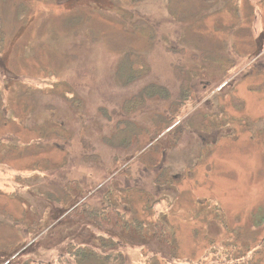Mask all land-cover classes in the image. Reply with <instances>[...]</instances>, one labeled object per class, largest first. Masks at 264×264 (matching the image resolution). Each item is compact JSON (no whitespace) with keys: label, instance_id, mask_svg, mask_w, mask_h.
Listing matches in <instances>:
<instances>
[{"label":"rangeland","instance_id":"374dc122","mask_svg":"<svg viewBox=\"0 0 264 264\" xmlns=\"http://www.w3.org/2000/svg\"><path fill=\"white\" fill-rule=\"evenodd\" d=\"M263 239L264 0H0V264H262Z\"/></svg>","mask_w":264,"mask_h":264},{"label":"trees","instance_id":"16d2710c","mask_svg":"<svg viewBox=\"0 0 264 264\" xmlns=\"http://www.w3.org/2000/svg\"><path fill=\"white\" fill-rule=\"evenodd\" d=\"M136 11V10H135ZM129 16L131 17L132 14V10H129ZM148 20V19H147ZM124 24V23H122ZM147 28H149L150 30H155L153 25L149 24L148 22V26ZM155 32V31H154ZM96 38L93 37V40H95ZM118 68V71L120 69V66H117ZM133 71H136L137 69L136 68H132ZM129 74L131 73V68L129 70ZM135 75V74H134ZM132 75V76H134ZM131 76V77H132ZM117 81H120V79H117ZM156 81L153 80L151 82H149V84H147L146 86H148V88H153L154 86H156L157 84L155 83ZM153 94V91H151L150 94H148V96L152 95ZM143 95V94H142ZM145 96H147V93H145ZM153 96V95H152ZM181 98H180V103L183 101L184 97H185V94H181L180 95ZM74 104L75 106L77 105H80L79 107L83 106L84 105V102L81 100V98H79V96L75 97L74 99ZM118 106H119V116L117 117V120L116 122H114L113 124H110L109 122L106 124L107 128L108 129H112L114 131V136L116 135V133L119 132L120 129H123L124 127H126L128 124H125V123H131V118H130V115L132 114V111L135 110V109H138V107H143V105L141 104V102L139 100H137V102H134L131 98L130 99H127L126 102L124 104H121L120 101L118 103ZM143 108H140L138 110V112L140 110H142ZM109 116H94L93 118V122L96 123L97 127L99 128L100 125H99V121H100V118H104V119H108ZM56 123V120H52V124H55ZM125 124L123 127H122V124ZM54 126V125H52ZM64 128L72 131L71 128L67 127V126H64ZM54 135H57L56 133H53ZM52 134V135H53ZM50 135V134H48ZM113 136V137H114ZM66 140V139H65ZM112 140V139H110ZM66 142V141H65ZM124 143V141H123ZM127 143V142H125ZM124 143V144H125ZM58 147V146H57ZM106 192V191H105ZM108 194L107 198L106 199H111V192L108 191L106 192ZM105 196V194L102 195V197ZM104 198V197H103ZM71 201V200H70ZM11 217V216H10ZM132 221H129L132 225H135L138 223V221H133V220H137L136 218L132 217L131 218ZM106 244L100 246V247H105ZM11 246L7 247V248H10ZM16 247V246H15ZM113 248H115V244H113ZM105 248H101L99 250H103ZM109 250V248H107ZM71 257H73L75 259V262L74 264H88L90 261H94L93 264H112L111 262H118L119 264H125L124 262V258L122 256H119L117 259H116V256L112 255V254H105V253H102L101 251L98 252V251H93L91 248H87V250H81L80 248L77 249V251L75 252H72L70 251L68 253ZM2 258V257H0ZM66 264H71V261H66Z\"/></svg>","mask_w":264,"mask_h":264},{"label":"flooded vegetation","instance_id":"af4514ba","mask_svg":"<svg viewBox=\"0 0 264 264\" xmlns=\"http://www.w3.org/2000/svg\"><path fill=\"white\" fill-rule=\"evenodd\" d=\"M115 70L118 71V68L116 67ZM119 70H120V69H119ZM128 85H129V84H127V85H123V84H122V85H120L119 87H120V89H121V88H124L125 86H128ZM143 97H145V93H143ZM150 97H152V95H151ZM131 99H132L134 102H137V98L135 99V96H131ZM126 100H127V99H126ZM125 102H126V101H125ZM125 102H124V103H125ZM120 103H121V104H124V103H123V100H121ZM152 110H153L152 112L149 111V112H151V114H149V115H151V116H153V115H162L157 109L153 108ZM142 112H143V111H142ZM149 112H145V113L148 114ZM140 114H141V113H139L138 117L133 116V114L130 115V118H131V120H130V121H131V124H133L134 127L139 128V129L141 128L140 125L142 124V121H141V116H142V115H140ZM134 115H136V114H134ZM162 117H163V116H162ZM135 119H136V120H135ZM148 121L151 122L150 119H149ZM97 128H98V127H97ZM113 135H114V134H113ZM113 135H112V136H113ZM55 136L58 137V135H55ZM57 137H55V138H57ZM108 139H110V138H108ZM130 141H131V140H130ZM145 170H147V167L145 168ZM125 179L128 180L127 178H125ZM135 186H137V184H135ZM137 187H138V186H137ZM138 188H139V187H138ZM262 242H264V239L262 240ZM263 253H264V252H263ZM261 263H262V262H261ZM244 264H249V262H244ZM262 264H264V262H263Z\"/></svg>","mask_w":264,"mask_h":264}]
</instances>
